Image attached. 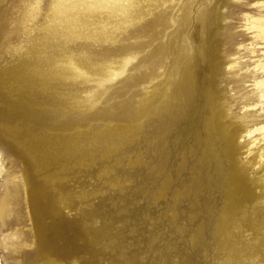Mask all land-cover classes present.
<instances>
[{
  "label": "rangeland",
  "instance_id": "rangeland-1",
  "mask_svg": "<svg viewBox=\"0 0 264 264\" xmlns=\"http://www.w3.org/2000/svg\"><path fill=\"white\" fill-rule=\"evenodd\" d=\"M57 1L0 0V264H264V0Z\"/></svg>",
  "mask_w": 264,
  "mask_h": 264
},
{
  "label": "bare ground",
  "instance_id": "bare-ground-1",
  "mask_svg": "<svg viewBox=\"0 0 264 264\" xmlns=\"http://www.w3.org/2000/svg\"><path fill=\"white\" fill-rule=\"evenodd\" d=\"M120 1L121 0H66L65 4H62L59 1H57L56 7L58 8L57 13L59 15L64 16V17L66 16V19L69 16H76V15L85 14V13L95 14V13H99V12L105 13V15L108 18L109 16H113V15L116 16V13L119 12ZM154 1H158V0H154ZM138 3L141 4V2H139V0L131 1L130 7L127 9L128 13L125 16H119V18L115 17L116 19H118L117 21L123 22V23L130 21L131 18L135 15V12H137V11H135L136 10L135 8H137L136 6H138L137 5ZM258 6L261 9H264V3L263 2L261 5H258ZM100 16H101V14H100ZM252 20H253V18H252ZM253 21H254V23H253L252 27L254 28V30L256 32H258L257 36L260 38V41L262 43H264V17L263 16L257 17ZM71 23H73V22H71ZM114 24H115V22H114ZM83 25H84V23H83ZM261 68L264 71V64L261 65ZM259 84L264 86V80H261L259 82ZM262 97L264 98V94L261 95L260 99ZM255 131L257 133H258V131H260L261 133H264V125H261L258 128L253 129L252 131H249L248 134L256 133ZM254 156H256V155H254ZM261 157L262 156L255 157V158H259V159L258 160L256 159L254 161V164L256 165L257 170H258L257 179H258V181H260L264 185V175L262 174L263 173L262 169L264 168V162H262ZM263 161H264V159H263ZM260 186H261V184H260ZM263 189H264V187H263Z\"/></svg>",
  "mask_w": 264,
  "mask_h": 264
}]
</instances>
